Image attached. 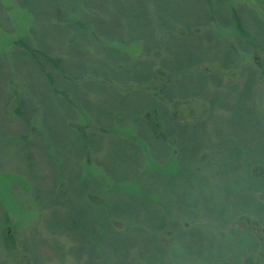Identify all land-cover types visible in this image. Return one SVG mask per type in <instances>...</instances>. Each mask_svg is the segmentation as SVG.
Wrapping results in <instances>:
<instances>
[{"label":"rangeland","instance_id":"374dc122","mask_svg":"<svg viewBox=\"0 0 264 264\" xmlns=\"http://www.w3.org/2000/svg\"><path fill=\"white\" fill-rule=\"evenodd\" d=\"M0 264H264V0H0Z\"/></svg>","mask_w":264,"mask_h":264},{"label":"trees","instance_id":"16d2710c","mask_svg":"<svg viewBox=\"0 0 264 264\" xmlns=\"http://www.w3.org/2000/svg\"><path fill=\"white\" fill-rule=\"evenodd\" d=\"M70 18H71V19H74L73 17H69L68 20H67V25L70 23ZM236 20H237V24H238L237 27H238V29H239L238 31H240V33L244 35V31H243V28L241 27V24H240L239 19L237 18ZM76 22H77V23H76ZM76 22H75L74 24H71V25H73V27L79 25V21H76ZM95 23H96V21H95ZM96 26L98 27V26H99V23H98V24L96 23ZM79 27H82V26H79ZM98 28H100V27H98ZM32 53L34 54V52H32ZM206 71H208V70L206 69ZM206 71H205V72H206ZM167 86H168V85H167ZM165 115H166V114H165Z\"/></svg>","mask_w":264,"mask_h":264}]
</instances>
